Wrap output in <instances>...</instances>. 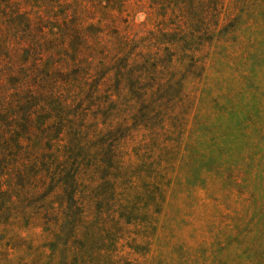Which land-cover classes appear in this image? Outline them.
Listing matches in <instances>:
<instances>
[{
    "label": "trees",
    "instance_id": "16d2710c",
    "mask_svg": "<svg viewBox=\"0 0 264 264\" xmlns=\"http://www.w3.org/2000/svg\"><path fill=\"white\" fill-rule=\"evenodd\" d=\"M250 6L0 0V167L58 197L42 218L59 216L70 264L150 247L176 166L168 143L179 149L212 45L237 38L231 12ZM131 10L144 13L140 30Z\"/></svg>",
    "mask_w": 264,
    "mask_h": 264
},
{
    "label": "rangeland",
    "instance_id": "374dc122",
    "mask_svg": "<svg viewBox=\"0 0 264 264\" xmlns=\"http://www.w3.org/2000/svg\"><path fill=\"white\" fill-rule=\"evenodd\" d=\"M251 4L231 12L237 38L212 45L179 149L168 143L176 166L150 247L123 241L118 264H264V2ZM133 11L137 31L145 16ZM0 182V264H70L59 216L42 218L58 197L10 165Z\"/></svg>",
    "mask_w": 264,
    "mask_h": 264
}]
</instances>
